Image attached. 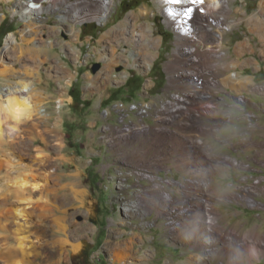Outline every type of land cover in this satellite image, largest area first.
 Returning a JSON list of instances; mask_svg holds the SVG:
<instances>
[{
  "label": "rangeland",
  "instance_id": "obj_1",
  "mask_svg": "<svg viewBox=\"0 0 264 264\" xmlns=\"http://www.w3.org/2000/svg\"><path fill=\"white\" fill-rule=\"evenodd\" d=\"M15 1L0 0V50L7 34L14 33L23 50L30 47L36 50L37 57L26 54L24 63L33 72L29 75L21 72L23 63L14 60L17 53L13 50L0 53V66L9 64L16 75L27 78L35 88L45 89L41 105L42 110L50 113L48 126L52 130H47L49 127L35 112L31 118L19 121L4 117L3 113L0 117V264H15L20 258L18 238L24 233L29 235L31 247L28 246L29 254L22 264H118L114 250L108 249L104 242L109 238L114 241L123 229L127 230L126 236L133 230L141 233L144 243L137 235L136 247L142 246L140 253L150 254V264H249L250 260L264 264V258L257 261L252 256L250 242L238 244L254 235H258L260 244L264 240V207L248 201L254 195L264 204L261 0H230L233 12L229 18L239 22L224 35L220 49L225 54L205 61L207 68L216 72L205 74L204 81L194 86L176 78L184 69H180L176 57L171 60L169 57L175 48L189 45L190 36L177 38L164 23L153 0H117L104 24L95 20L74 23L60 19L59 10L45 11V19L37 24V31L25 33L28 44L17 32L26 25L17 13H12ZM61 2L63 8V0H52L46 5ZM145 4L150 11L156 10L148 21L154 37H162L161 45L151 49L159 55L150 68L145 67L142 59L134 67H125L123 61L109 67L101 58L104 52L119 57L125 51L137 50L133 45L117 42L113 36L119 30L113 26ZM196 44L200 49L209 45ZM170 67L172 70H168ZM232 72L239 79L249 78L254 88L236 91L222 83L221 79ZM3 82L0 79V86ZM192 90L214 95L194 105L210 109L202 116L207 130L170 123L171 114L163 109L168 100L176 101L174 95L183 96ZM147 105L151 109L142 113ZM132 123L138 124L137 128L144 124L154 129L168 125L173 131L178 130L179 136L160 138L142 132L123 138L126 126ZM196 136L202 137L207 153L183 154L181 143ZM20 173L29 179L35 175L40 186L16 189L14 179ZM143 173L157 176L160 182L175 181L173 194L181 197L186 193L192 201L201 194L192 187V179L199 183L210 181L207 198L214 202V212L222 226L218 233L212 234L216 241L211 245L197 243L199 234L194 232V219L180 214V208L173 203L160 206V214L154 210L144 219L126 217L122 209L125 199L136 198L138 189L151 184L148 177L140 176ZM181 183H188L189 187L184 190ZM121 184L127 186L123 191ZM83 190L81 202L74 196L79 192L80 197ZM24 197L29 201L23 200ZM15 208L21 209V215L15 213ZM123 221L127 223L122 225ZM200 232L202 236L207 234V230ZM228 239L235 245L226 246ZM75 244H80L78 250L74 249ZM140 261V254L131 252L126 264Z\"/></svg>",
  "mask_w": 264,
  "mask_h": 264
},
{
  "label": "bare ground",
  "instance_id": "obj_2",
  "mask_svg": "<svg viewBox=\"0 0 264 264\" xmlns=\"http://www.w3.org/2000/svg\"><path fill=\"white\" fill-rule=\"evenodd\" d=\"M36 1L37 0H19L17 3V10L14 9L13 11L14 13L18 11L17 13H19V20L23 22L24 26L26 25V28L23 27L24 29H20L17 32H19L21 40L25 41V43L27 44L29 41L24 37V35L27 31H37V24L44 21L43 17L41 16V12L43 11L52 12L59 10L58 17L60 19H69L74 23H83L85 21L95 20L99 24H104L105 21H108L109 16L111 15V12L113 10V6L117 5V0H94L93 4L89 0H78L77 2L71 3L65 2L66 0H63V8L61 7L62 2L55 6L49 4L48 6L41 8V3H38ZM153 1L157 5L156 9L159 10V12L162 14L164 23L175 32L177 38L185 37L188 34L190 36L189 45H187L185 48L177 47L173 50L172 54L169 55L170 60L172 57H176L181 63L179 66L180 69H184V73L176 74V78L181 79L187 85L190 84V86H194L202 82V80L204 81L203 77L205 74H213L214 72H216L215 69H212L210 67L207 68V66L205 65V61L211 58L221 57L225 54L224 51H221L220 49L223 45L224 35L228 30H232L234 25L239 22L238 19L229 18V14L233 12V9L230 7V0H203V3L198 4H192L189 2V0H181V4L178 7L182 11L186 10L187 8L195 9V11L191 13L190 21H188L183 15L177 18L170 16L168 13V9L175 8L176 6L169 4L167 0ZM263 6L264 0H261L260 7L263 8ZM84 10L86 11L84 12ZM242 12L245 13V11ZM155 13L156 10L154 8H152L150 11L148 5L145 4L140 7L139 10H132L127 13L125 18L119 20L113 26L116 27L117 30H119V32L113 36L114 39L117 42L127 43L129 46L133 45L135 46V48H137V50L135 49L136 51L128 52L125 51L126 54L122 53L120 55L121 57L115 55L116 53L108 55L106 52H104L101 55V58L104 59L105 63L109 67L114 65V63L121 61H123L125 67H134L140 65V59H142L146 64L145 67L150 68L151 62L159 55L158 51L152 52L151 49L158 48L162 42V37H154L152 26L148 21L150 16H154ZM250 19L251 18H247V21H249ZM112 28H110L109 30L111 31ZM196 43H204L207 45L209 43V45L206 47V49H200L198 48ZM10 50H13L17 53L14 56V60L23 63L24 68L21 72L25 75L33 73L32 70H30L31 68H28L27 64L24 62L26 60L27 53H29L30 56L37 57L36 50L34 51V49H31L30 47L23 50V47L17 43L15 34L8 33L5 38L4 46L0 50V53L4 54ZM1 62L2 60L0 56V65ZM135 62H138V65H136ZM188 64H197L198 66L188 67L186 66ZM168 70H172V68L170 67V69ZM183 74L185 75V77H183ZM36 75H38V77L40 78L39 73H37ZM113 77H115V75ZM0 79L4 80V82L0 86V117L3 113L4 117L7 116L14 119L12 112L7 110L8 101L10 98L15 97L17 99H27L31 107L24 117H30L35 112L36 115L41 116L43 124H47L48 126V122H50L51 120L49 117L50 113H47L46 110H42L41 105V102L44 100L43 94L45 92V89L43 87L35 88L32 82L27 80V78L25 79L20 75H16V71H14L9 64L3 67L0 66ZM116 79L114 78V80ZM221 81L222 83L227 84L229 87L235 89L236 91H241L242 89L248 87L254 88L250 85L249 78L239 79L238 75H236L235 72L230 73L223 80L221 79ZM37 89L39 91H37ZM262 90H264V86L262 87ZM35 97H37V99H34ZM38 97L42 98L38 99ZM173 98L174 100H176L175 102H173L172 100H168L163 105V109L166 110L168 114H171V120L168 121H170V123H176V125L182 128L187 126H189L190 128V126H192L194 127V129L200 128V130L202 129L203 131L206 126L205 124L203 125L202 116L204 112H208L210 111V109L207 106L202 107L201 105H199V107L195 106L194 108V105L198 104L202 99H212L214 98V95L210 92H200L198 90H192L183 94V96L176 94L173 96ZM240 99H245V97L240 96ZM149 109H151V105H147L146 108H142L141 112L148 113ZM22 118L23 117H21V119ZM158 120L164 123L163 119H161L160 117ZM136 126H138V124L136 123L127 125L125 128V131L127 133L123 135V138L136 137L139 136L137 134L142 132L146 136L159 135L160 138H175L179 136L176 132L178 130L173 131L170 127H167L168 125L161 126L158 129H154L153 127L146 126L144 124L142 125V128H137ZM54 128L56 132H58L55 124ZM205 129L207 130L208 127H206ZM47 130L52 129L51 127H49ZM130 130H133V132H130ZM135 133L136 135H134ZM201 138L196 136L194 138H190V140L187 141L185 139V142L183 143H181L182 140L181 138H179V142L182 144L180 146V149L183 154L191 152L200 154L205 151L207 153V148ZM58 141V143L62 145V140L60 138ZM160 166L168 167L165 164H161ZM140 176L148 177L151 180V184L150 186H142V188L138 189L139 191H137L135 194L137 195L136 198L133 197L125 199V201L122 203V209L126 217H142L144 219V217L149 213H154V210L160 214L162 212H160V206H164L166 205V203H173L176 204L174 206L180 208V214L194 219V232L196 234H199L197 243H207L211 245L212 242L216 241V238L213 235L218 233L217 231H219L222 226L219 224V220L216 217L217 213L215 214L214 212V202L211 199L207 198L211 190L210 181L199 183L196 180L192 179V187H195L201 193L200 197L196 198V201H192L193 198H189L186 193L181 197L175 196L173 194L172 187L176 184L175 181L170 180L167 183L160 182L159 180H157V176L149 173H143ZM14 180H16L15 182L17 184L16 189L18 187V190L21 189L22 191L28 186L33 188H38L40 186V182L37 181V177L35 175H31V178L29 179V177L23 176L20 173L15 176ZM188 183H181L184 190L185 188L189 187ZM70 187L73 188V185L70 184ZM126 187L127 186L124 184L120 185V189L122 191L125 190ZM190 190L193 189L191 188ZM181 191L183 192V190ZM245 191L248 193L247 190ZM262 191L264 192V190ZM78 193L79 192H75L74 197L75 199H78L82 202L85 192L83 190V194L80 193V197ZM157 198H159V200ZM23 200L29 201L28 197H24ZM248 201L254 206L264 207V204L256 200L254 195L250 196L248 198ZM14 211L16 214L21 215L22 213L21 209L18 208H15ZM130 222L135 223L133 221H129V223ZM120 223L124 225V223H127V221H123ZM138 225L140 224H136V226ZM18 230H20V228ZM203 230H207L206 236L200 235V231ZM126 231V229H123V232H119L114 241L108 237L109 239L104 242L108 249L114 250L113 252L115 253L116 261L118 262V264H126L128 258L131 257V252L140 254L141 261L139 264H150V254H144L143 252L140 253L139 249H143L142 246L136 247L137 242L135 241V237L139 235L142 243H144V237L141 235V233H136L134 230L130 232V236H126ZM256 236L254 235L250 240H242V242H239L238 244L241 246L246 245L250 242V246L253 251L252 256L255 257L257 261H260L261 257L264 258V240L260 244L259 239ZM37 239L39 238L37 237ZM232 239H228L225 241L226 246L232 247L235 245V242L233 241L234 239ZM62 242H65V239L62 240ZM30 244L31 241L29 235L24 233L19 236L18 252L20 253V258H18L15 264H22V262H24L29 254V250L27 248L28 246L31 247ZM258 247L260 249H258ZM79 248L80 244L74 245V249L78 250ZM128 263L133 262L129 261ZM248 263L254 264L251 260Z\"/></svg>",
  "mask_w": 264,
  "mask_h": 264
},
{
  "label": "clouds",
  "instance_id": "obj_3",
  "mask_svg": "<svg viewBox=\"0 0 264 264\" xmlns=\"http://www.w3.org/2000/svg\"><path fill=\"white\" fill-rule=\"evenodd\" d=\"M31 105L29 104L27 99H17L12 97L8 101V111H11L13 114V118L16 120H20L21 117L26 116L28 110Z\"/></svg>",
  "mask_w": 264,
  "mask_h": 264
},
{
  "label": "snow or ice",
  "instance_id": "obj_4",
  "mask_svg": "<svg viewBox=\"0 0 264 264\" xmlns=\"http://www.w3.org/2000/svg\"><path fill=\"white\" fill-rule=\"evenodd\" d=\"M167 2L173 6H176L175 8L168 9V13L170 16L177 18L181 15L185 16L188 21L191 19V13L195 11L194 8H187L186 10H181L178 6L181 4V0H167ZM192 4H198L203 3V0H189ZM202 11V9H201Z\"/></svg>",
  "mask_w": 264,
  "mask_h": 264
},
{
  "label": "built area",
  "instance_id": "obj_5",
  "mask_svg": "<svg viewBox=\"0 0 264 264\" xmlns=\"http://www.w3.org/2000/svg\"><path fill=\"white\" fill-rule=\"evenodd\" d=\"M49 1H52V0H37L36 2L41 3V8H44L45 6H47L46 4L49 3ZM17 3H18V0H16L15 2L12 3V4H13V6H12V8H11L12 13H14V12H13L14 9L17 10ZM17 12H18V11H17ZM17 12H15V13H17ZM44 12H45V11L41 12V16L43 17V19H45L44 16H43V13H44ZM17 14L19 15V13H17Z\"/></svg>",
  "mask_w": 264,
  "mask_h": 264
}]
</instances>
